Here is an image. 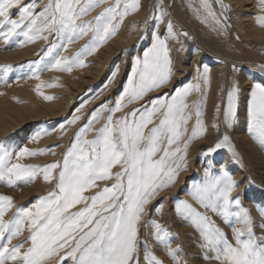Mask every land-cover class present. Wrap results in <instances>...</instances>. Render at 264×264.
<instances>
[{"label": "snow or ice", "instance_id": "snow-or-ice-1", "mask_svg": "<svg viewBox=\"0 0 264 264\" xmlns=\"http://www.w3.org/2000/svg\"><path fill=\"white\" fill-rule=\"evenodd\" d=\"M258 2L264 12V0ZM200 3L214 23L223 27L209 0H200ZM215 3L223 14L227 6L222 0ZM140 7V0H47L37 11V0L27 3L0 0V39L7 44L14 36H23L20 42L23 45L37 39L48 41L54 36L57 42L50 43L38 55L41 59L47 58L44 64L47 70L71 71L73 67L85 66V57L93 55L116 35L124 18ZM155 7L157 14L152 19L157 21L158 27L167 13L159 4ZM96 8L101 10L90 19H84ZM13 10H16V19L12 18ZM256 21L264 27V15L256 17ZM181 34L191 39L188 33ZM176 35L171 21L167 23L164 37L157 31L150 32L151 44L142 57H132L131 71L114 104L102 103L92 111L87 122L74 132L62 161L43 166L21 162L45 151L55 155L54 147L59 145L39 151L28 147L0 149V182L9 187L19 183L27 185L42 175L46 183H54L53 190L39 196L28 207L17 206L12 197L0 195V264H49L54 257L58 258L57 264H63L66 259H71L72 264H141V220L160 192L172 187L181 171L187 170L192 141L204 137L203 106L207 100L210 69L205 66L201 71L197 67L194 82L176 87L171 94L140 103L118 118L114 119V114L171 84L177 70L167 41ZM85 36L88 40L79 49L71 55H63L70 44ZM146 38L140 37L141 40ZM0 67L4 71L11 68L10 65ZM261 68L264 70V65ZM119 72L117 66L109 84L116 80ZM33 76L39 79L36 71ZM39 88L37 85V90ZM193 93H198L199 98L190 106L188 98ZM240 96L241 88L234 81L223 107V124L229 129L237 120ZM45 99L53 97L45 96ZM82 109L83 105L77 113ZM220 110L217 104L216 111ZM193 115L195 123L189 129ZM80 119L76 114L66 123L74 125ZM101 119L103 123L94 130L92 138H88L93 125ZM247 121L249 134L264 147V81L251 85ZM65 127L61 124L60 131ZM47 134L40 130L31 139L35 141ZM223 148H227L233 159H238L226 132L204 154ZM204 176V181L193 184L188 193L191 203L177 200L175 204L176 214L199 233L200 248L205 250L203 259L216 264H264V228L262 234L257 235L250 209L243 206L239 195H233L239 187L238 181L223 166L218 175L205 169ZM98 181L111 183L101 188ZM92 189L98 190L91 196L84 195ZM9 210H13L12 215L5 219ZM208 213L220 217L231 227V238ZM261 215L264 216V210ZM151 228V236L158 244L165 245L172 264H185L178 255L181 249L167 246L168 229L155 220L151 221ZM25 231L28 235L13 244ZM150 247L144 243V264H164Z\"/></svg>", "mask_w": 264, "mask_h": 264}, {"label": "rangeland", "instance_id": "rangeland-1", "mask_svg": "<svg viewBox=\"0 0 264 264\" xmlns=\"http://www.w3.org/2000/svg\"><path fill=\"white\" fill-rule=\"evenodd\" d=\"M41 1L43 2V0ZM41 1L39 4L40 8L43 7V5L47 2V0H44L43 3ZM140 2H141L140 5L142 4L140 7L142 16H140L141 19L139 18V22H137L134 25L136 26L138 24L136 26L137 29L136 27H134L135 37L133 41L130 43L129 46L123 47L118 52L117 56L114 57L113 60H111L109 64L106 65L105 73H103L100 79L98 80V82L94 84L95 86L94 85L87 86L84 89V92L79 94L77 97L71 100L69 99V101L66 99V101L68 102V104H66L67 108L65 109L66 113H63V115H61L57 119H51L50 121L45 119L46 120L45 121L44 118H42L36 121L34 124L32 123L29 126H26V127L20 126L14 129L15 131L11 130L10 132L5 133V134L0 133V149L9 148V149L18 150L19 147H28L29 149L39 151L41 149H48L52 146L59 145L58 147H54L55 155H52L51 152L49 151H45L43 154H38L35 156L27 157L21 162L25 164L43 166L53 161H62V156L65 152V149L73 141L74 132L77 131L79 126L87 122V117L88 118L90 117L92 110H95L98 108V107L92 108L94 104L91 105V107H90V104L96 102V104L101 105L102 103H105L104 101L106 99H109L111 95L113 94L112 93L113 88L116 86L114 84L115 82H112L109 85V81H107L108 79H110L111 74L113 72L112 67L116 65L120 67V70H123V71L126 70L132 57H134L133 56L134 51L140 52L143 48L150 45L151 39H150L149 33L151 31H157L159 34H161V32L162 31L164 32L165 30L163 29V27L166 28L168 21H171L174 31L177 33V35L173 39L174 41L171 44H169L168 48H170V50L171 49L173 50L174 48L175 50V51L173 50L174 52L171 50L170 55L174 60L173 61L174 67L176 68L177 70L176 72L178 74L175 73V75L172 78L173 81L171 82V85L167 86V88L165 87L166 90L163 92V94L165 93L171 94L176 87H180L184 83H188L189 80L194 82L193 77H195L196 75L197 67L201 69V67L207 62L211 64L210 67L214 69L213 71L216 72V75L218 76V79H219L218 81L219 83L217 82V87L219 90V104H220L221 110L220 112H217L216 110L213 109L214 114L206 116L209 119V120L207 119L208 125H210L211 123L210 129L204 134V137H203L204 139L200 138V140L197 139L196 141L191 143L193 145H190L191 150L189 147V150H188L189 153L187 154L189 156V157L187 156V170L186 172L179 174V178H181V180L178 178L179 181L178 180L176 181V184L172 186V189H170L171 187H169L166 190L161 191V193L155 198V200L152 201L153 203L151 202V204L148 206V211L140 223V236H139V239L141 241L140 261H141V264H144V260H143L144 243H147L148 245L151 246L150 251L158 259L163 260L164 264H172L171 258L166 255L167 251L165 249L166 248L165 245L158 244L151 236V232H152L151 221L155 220L159 223L162 222L163 223L162 225H164L168 229L170 233V235L167 237L168 244L172 248H176L177 246L178 248L181 249L178 255L181 256L180 258H182L185 264H216L215 261L203 259V256L205 255V250L200 248L201 240H200L199 233L195 229H193L192 226L188 222H186L182 217L176 214L175 204L177 200H189V202L191 203L192 201L190 200V197L188 195V193L190 192L189 190L190 186L192 187L193 184L202 183L204 181L205 169H209L213 175H218L221 166H223L227 171H229V173L234 178H236L237 181L239 180L238 183H240L239 184L240 187H238L237 192L233 193V195L234 196L239 195L243 206L250 209L253 219L256 222V229H255L256 233L257 235L262 234L261 229L264 228V216L261 215V210H264V207H263L264 206V179L259 174L258 168L260 164L255 162V159L251 156L250 152H248L245 149L244 145H242L239 139L240 138L246 139L247 142L251 144L252 147H254L255 152L258 154V156L260 157L263 163L261 165L264 166V147H261V145L256 140H254L252 136L249 134L248 121L246 118L247 117L246 100L248 99L249 93L251 91L250 86L252 85V83L256 82V80L257 82L260 80L264 81V70H262L261 68V66L264 65V42L259 43V42L251 41V40L248 41L242 38V36L236 29L235 21L232 15V10L227 0H222V3L227 6V9L223 12V14L221 13L219 4L215 3V0H209V3L212 4V10L216 13L217 18L221 20V23L224 25L223 27L215 24L212 17L208 16L207 12L203 8H201L200 0H141ZM155 4L156 5L159 4L162 10L167 13V15L158 22V27H157V21L152 19V17H154L157 14V9L155 7L156 6ZM189 5H191V7H189ZM143 7H144V10H143ZM100 10H101L100 8L94 9L93 12L89 13V15L87 17H84V19H90L93 15H95ZM225 17H227V19H225ZM150 19L151 21H149ZM205 19H206V22H204ZM145 28L147 29L149 28L148 31H142V29H145ZM181 33H188V36H190L191 39L182 35ZM144 35L145 36L147 35L148 38L141 40L140 37ZM20 37L21 36H14L11 40H9L7 44H5V42L2 39H0V53H5L8 51L14 50V47H16L15 45L20 44L18 43V41H20ZM52 38L50 36L48 41H44L42 46L39 47V50H37L34 58L28 62L26 61V62H21V63L16 64L15 62H12V61H8V60L5 61V59L0 60V66H3V65L11 66L10 70L8 71H4L3 68L0 67V103H3L4 108L8 107L7 112L9 113L13 112V110L11 111L9 107L14 108V110L20 109L21 106L19 107L14 104L15 101H17L18 104H21L20 101H22L20 100V94L16 96V93L20 91L24 92V90L26 89L25 87L31 84H28L26 86H22V85L26 84V82L32 79H36L35 76H33L34 71H36V74L39 76V78L43 77L49 71L44 67V64L47 63V58L41 59V56L38 54H41L42 50L48 47L50 43L57 42L56 37L52 36ZM83 38L85 39L82 40V42L78 46L73 47L71 52L68 53L67 52L68 50H67L66 52L63 53V55H71L75 50L79 49L88 40V36H85ZM174 43H176L177 45L176 44L174 45ZM181 45H183V48H181ZM130 47L132 50L130 49ZM177 47L179 48L177 49ZM124 48H125V51H124ZM227 57L230 59H228ZM38 60L40 61V63L39 64L35 63ZM234 66L236 69L235 71H234ZM189 67L191 69H189ZM217 68L221 69L222 71L219 69L217 70ZM66 72L68 71H61V73H66ZM188 73L189 74L191 73V74L189 75ZM250 74H252L253 76ZM234 81L238 83L239 87L242 90L241 96H240V99L242 101L240 100V103H239V108H238L239 115L237 117V120L233 124V127L229 129L223 124V107L226 103L227 92L230 89ZM241 82L245 86H243ZM249 82L251 83V85ZM106 84L108 85L107 86L108 89L107 87H105ZM111 84L113 85L111 86ZM65 88L67 89L68 92L71 91V88L69 86H66ZM22 94H23V97L26 95V93H22ZM61 98L63 99L64 95L61 96ZM198 98H199V94L193 93L188 98V104L191 106ZM24 100H27V98ZM27 104L34 106L29 103ZM82 105H83L82 111L80 113H77V109H80ZM36 113L38 112L36 111ZM76 114H79L81 116V119L77 122L80 125L78 124L67 125L66 124L67 120L72 119V117ZM245 118H246V121H245ZM212 122L213 124H216L217 127H213ZM101 123H103V119H101L99 123L93 125V128H94L93 132H90L88 134V138H92L94 134V130L96 128H99ZM194 123H195V116L193 115V118L188 123V127L191 125H194ZM61 124H65L67 126L65 127L66 130L64 131L68 133L67 134L68 139L61 138L60 140H58V142L50 144V145L48 143L47 144L43 143L44 145L42 144L35 145V142L31 139V137L34 134L33 131L37 132L40 130H46L49 127L56 128L57 125H61ZM69 129H71V131H69ZM225 132L229 135L232 145L235 148L236 152L238 153V159H233L231 153L228 152L227 148L219 149L217 150V152L210 154V155H205L204 153L206 152L207 148L214 145V143L223 134H225ZM193 148L196 150H194ZM243 149H245L246 151ZM191 155L193 156V158L191 157ZM256 160L257 162H259L257 158ZM226 162H228L229 164ZM231 165H232V168H231ZM116 170L117 169H113V171H116ZM187 173L189 176L187 175ZM234 173L236 177L234 176ZM97 183L102 188L105 185V183H111V181H108V182L98 181ZM53 188H54V183H46L43 180L42 175H38L34 181H32L31 183L27 185L23 183H19L15 186L9 187L4 182H0V195H7V196L12 197L14 204L17 206L22 205V206L28 207V206H31V204L35 203L36 199L39 196L46 194L47 192L53 190ZM97 190L98 189L89 190L85 192L84 195L91 196ZM171 203L172 204L174 203L173 205L174 208L172 207ZM164 205L165 207H163ZM157 210L160 214L162 213L163 215L161 214L160 216V214L155 213V211L157 212ZM200 210L203 211V209H200ZM12 211L13 210H9V212L5 216V219H8L12 215ZM153 214H156V215H153ZM208 214L212 216V219L216 221L217 225H219L227 233L229 238H231L232 236L231 227L228 226L220 217L212 213H208ZM164 218H166L167 221H165L166 219ZM175 228L177 229L179 228V230H176ZM27 235L28 233L25 231L20 237L13 240L12 243L16 244L20 242ZM176 240H177V243H176ZM184 240H187V242ZM174 244L176 246H174ZM24 246L25 248H27L28 244L26 243ZM61 255H63V253H61ZM57 261H58V258L54 257L52 260L49 261V264H57ZM63 264H72V260L66 259L63 262Z\"/></svg>", "mask_w": 264, "mask_h": 264}, {"label": "bare ground", "instance_id": "bare-ground-1", "mask_svg": "<svg viewBox=\"0 0 264 264\" xmlns=\"http://www.w3.org/2000/svg\"><path fill=\"white\" fill-rule=\"evenodd\" d=\"M37 11H39L40 7V1L41 0H37ZM141 1V0H140ZM230 4L231 10H232V15L235 21V25H236V29L237 31L240 33V35L242 36V38L246 39V40H251V41H256V42H264V27L260 26L257 21H256V17L260 16V15H264V12L261 11V8L259 6V2L257 0H227ZM25 3L28 2V0H24ZM42 2V1H41ZM44 2V0H43ZM42 2V3H43ZM150 2V1H149ZM162 2V1H161ZM141 3V2H140ZM142 5V4H141ZM145 5V4H144ZM148 5V4H146ZM152 5V4H151ZM150 5V6H151ZM156 5V4H155ZM152 7V6H151ZM144 10V7H143ZM142 10V11H143ZM146 10V9H145ZM152 10V9H151ZM156 14V13H155ZM144 15V14H143ZM141 15V10L139 8L138 11H136L135 13H130L129 15H127L124 18L123 23L121 24L120 28L118 29L116 35L112 36L111 38H109L104 44H102L97 51L91 55V56H86L85 57V66L83 67H73L71 71H68L66 73H61V71H56V70H49L43 77L39 78V79H32L28 82H26V84H23L22 86H26L24 92H18L16 93V96L18 94H20V103L22 104H18L17 101L14 102L15 105L17 106H21L19 110H14V108L9 107L10 110L13 112H7L8 111V107L4 108L3 103H0V133H8L11 130L16 129L17 127L20 126H29L32 123L34 124L36 121L44 118V120H51V119H57L59 118L61 115H63V113L65 112V109L67 108L66 104H68V102L66 101V99L69 101V99H73L75 97H77L79 94H81L82 92H84V89L87 86L90 85H94L95 83L98 82V80L100 79V77L102 76L103 73H105L106 70V65L109 64V62L111 60H113L114 57L117 56L118 52L125 46H129L130 43L133 41L134 37H135V28L136 26H134L137 22H139V18ZM165 17V16H164ZM13 19L17 18V13L16 10H13V15H12ZM141 19V18H140ZM165 19V18H164ZM151 21V19L149 20ZM153 21V20H152ZM156 23V22H155ZM162 24V23H161ZM166 25V24H165ZM142 26V25H141ZM154 26V25H153ZM164 26V25H163ZM155 27V26H154ZM160 27V26H159ZM137 29V27H136ZM149 29V28H148ZM164 32H161V37H164L165 35H167V27L164 28L163 27ZM151 31V30H150ZM137 32V31H136ZM150 34V33H149ZM145 36V35H144ZM147 36V35H146ZM140 37V36H139ZM52 38V36H51ZM24 39L23 36L20 37V41H18V43H20L22 40ZM54 39V38H52ZM85 38H82L80 40H77L75 43L70 44L68 46V53L72 51L73 47L78 46L82 40H84ZM137 39V38H136ZM139 39V38H138ZM147 39V38H146ZM174 39V38H173ZM173 39H169L167 41V44L169 46V44H171L174 40ZM45 40H41V39H37L36 41L32 42V43H24L23 45L20 44H16L14 47V50L12 51H8L5 53H0V60H8V61H12L15 62L16 64L21 63V62H28L31 59L34 58V56L36 55L37 50H39V47L42 46V44L44 43ZM51 41V40H50ZM145 44V43H144ZM151 44V42H150ZM176 43H174L175 45ZM138 45V44H137ZM173 45V44H172ZM171 45V46H172ZM177 45V44H176ZM150 45H148L147 47L143 48L140 52H136L134 51L133 56H141L143 55V52L149 47ZM137 47V46H135ZM179 47H177L178 49ZM131 49V47H130ZM170 49V48H169ZM132 50V49H131ZM137 50V49H135ZM172 50V49H171ZM170 50V51H171ZM174 50V48H173ZM172 50V51H173ZM125 51V48H124ZM127 51V50H126ZM175 51V50H174ZM173 51V52H174ZM171 53V52H170ZM120 55V54H119ZM212 55V54H211ZM210 55V56H211ZM215 55V54H214ZM199 56V55H197ZM213 56V55H212ZM224 57V56H222ZM177 58V56H176ZM199 58V57H197ZM228 58V57H227ZM226 58V59H227ZM173 59V58H172ZM196 59V58H195ZM206 59V58H205ZM230 59V58H228ZM240 59V58H239ZM124 60V59H123ZM4 61V62H5ZM7 61V62H8ZM174 61V60H173ZM188 61V60H186ZM207 61V60H206ZM228 61V60H227ZM126 62V61H125ZM178 62V60H177ZM202 62V61H201ZM233 62V61H232ZM242 62V61H241ZM245 62V61H244ZM248 62V61H247ZM188 63V62H187ZM205 63V62H204ZM251 63V62H249ZM113 64V63H112ZM128 64V63H126ZM190 64V63H189ZM188 64V65H189ZM246 64V63H245ZM254 64V63H253ZM252 64V65H253ZM196 65V63H195ZM249 65V64H248ZM247 65V66H248ZM190 66V65H189ZM207 66L210 69V80H209V85L207 88V100L206 103L203 106V120H204V124H205V133L210 129V125H208L207 123V115H213V109L216 110V105L219 104V90L217 87V82L219 81L218 76L216 75V72H214L210 66L211 64L209 63H205L202 67H201V71L203 70V68ZM225 66V65H224ZM236 66V65H235ZM239 66V65H237ZM242 66V65H241ZM244 66V65H243ZM255 66V65H254ZM117 66L115 65L114 67H112V71L115 70ZM249 67V66H248ZM185 68V67H184ZM196 68V67H195ZM181 69V68H180ZM186 69V68H185ZM189 69H191L189 67ZM219 68H217L218 70ZM221 70V69H219ZM131 71V61L128 64L126 70H120L119 74L116 77V80L114 81L115 85L118 87H114L113 91H112V95L109 99H106L104 102L108 103L109 106H112L114 104V101L116 100V98L119 96L120 92L123 89V84L124 82H126L127 80V74ZM193 71V70H192ZM191 71V72H192ZM222 71V70H221ZM245 71V70H244ZM246 72V71H245ZM249 72V71H247ZM108 73V72H107ZM177 73V72H176ZM194 73V72H193ZM218 73V72H217ZM251 73V72H250ZM178 74V73H177ZM189 74V73H188ZM191 74V73H190ZM189 74V75H190ZM195 74V73H194ZM248 74V73H247ZM220 75V74H219ZM252 75V74H250ZM179 76V75H178ZM253 76V75H252ZM176 77V76H175ZM193 77V76H192ZM179 78V77H178ZM184 78V77H183ZM182 78V79H183ZM194 78V77H193ZM261 78V77H260ZM259 78V79H260ZM252 79V78H250ZM257 79V78H256ZM175 80V79H174ZM181 80V79H180ZM109 81V79L107 80ZM173 81V80H172ZM191 80H189L190 82ZM255 81V80H254ZM261 81V80H260ZM39 82V83H37ZM192 82V81H191ZM245 82V81H244ZM248 82V81H247ZM257 82V80H256ZM219 83V82H218ZM242 83V82H241ZM250 83V82H249ZM35 84V85H34ZM49 84H55L56 86L53 87H49ZM248 84V83H247ZM246 84V85H247ZM37 85H40L39 90H37ZM110 85V84H109ZM113 84H111L112 86ZM171 85V84H170ZM219 85V84H218ZM243 85V83H242ZM251 85V83H250ZM249 85V86H250ZM66 86H69L71 88V91L68 92L67 89L65 88ZM95 86V85H94ZM173 86V85H172ZM245 86V85H243ZM92 87V86H91ZM110 87V86H109ZM248 87V86H246ZM251 87V86H250ZM20 88V87H19ZM111 88V87H110ZM167 88V87H166ZM245 88V87H244ZM91 89V88H90ZM105 89V87H104ZM108 89V87H107ZM16 90V89H15ZM13 90V91H15ZM165 88H162L158 91L155 92H151L149 93L144 101H138L136 104H130L128 105L127 108H125L122 112H117L114 114V119L118 118L122 115H124V113L130 111L132 108L139 106L140 103H146L148 100L155 98V96H159L161 94H163V92L165 91ZM171 90V89H170ZM248 90V89H247ZM90 91V90H89ZM242 91V90H241ZM109 92V90H108ZM245 92V91H244ZM22 93H26V95L23 97ZM86 93V92H85ZM84 94V93H83ZM90 94V93H89ZM170 94V93H169ZM64 95V98L62 99L61 96ZM244 95V94H243ZM45 96H51L53 97V99L51 100H47L45 99ZM104 96V95H103ZM245 96V95H244ZM27 100H24L26 99ZM243 98V97H242ZM245 98V97H244ZM29 99V101H28ZM76 100V99H75ZM241 100V99H240ZM82 101V100H81ZM242 101V100H241ZM247 102V100H246ZM32 104L34 106L28 105ZM25 104V105H24ZM94 106L92 108H97L99 107L100 104H96V102L90 104ZM96 104V105H95ZM245 104V103H244ZM247 104V103H246ZM245 104V105H246ZM89 105V104H88ZM87 105V107H88ZM220 105V104H219ZM31 106V107H30ZM241 106V104H240ZM243 106V105H242ZM212 107V109H211ZM247 107V105H246ZM243 108V107H242ZM87 109V108H85ZM247 109V108H246ZM36 111L38 113H36ZM93 111V110H92ZM241 111V110H240ZM244 111V110H243ZM36 113V114H35ZM216 113V111H215ZM86 114V113H85ZM246 114V112H245ZM106 115V113H105ZM239 115V114H238ZM85 116V115H84ZM218 116V115H217ZM88 118V117H87ZM212 118V117H211ZM247 118V117H246ZM245 118V121H246ZM83 119V117H82ZM45 120V121H46ZM209 120V119H208ZM210 122V121H209ZM80 123V122H79ZM244 123V122H243ZM67 124V123H66ZM78 124V123H77ZM213 124V122H212ZM42 125V124H40ZM45 125V124H43ZM80 125V124H78ZM193 125L189 126V129H191ZM240 126V125H239ZM67 127V126H66ZM100 127V126H99ZM242 127V126H241ZM44 128V127H42ZM76 128V127H75ZM96 128V127H95ZM243 128V127H242ZM94 129V128H93ZM66 130V129H64ZM15 131V130H14ZM48 134L47 135H42L40 136L37 140H35V145H44L45 144H53L58 142V140H60L61 138L66 139L67 138V134L65 131L61 132L60 131V125H57L56 128H48L45 130ZM69 131H71V129H69ZM35 134V131H33ZM210 132V131H209ZM241 132V131H240ZM2 134V135H3ZM33 134V135H34ZM70 134V133H69ZM248 134V133H247ZM245 135V134H244ZM72 136V135H71ZM240 136V135H239ZM247 136V135H246ZM68 139V138H67ZM70 139V138H69ZM204 139V138H203ZM72 140V138H71ZM200 140V139H199ZM211 140V139H210ZM66 141V140H65ZM69 141V140H68ZM196 141V140H194ZM192 141V143L194 142ZM239 141L242 143V145H244L245 149L250 152L251 156L255 159V162L260 164L259 166V174L261 175V177L264 179V166H262L261 164L262 161L260 159V157L258 156V154L255 152L254 147L251 146V144H249L247 142L246 139L244 138H240ZM202 142V141H201ZM237 143V142H236ZM67 144V142H66ZM193 145V144H191ZM190 147V146H189ZM37 148V147H36ZM196 148V146H195ZM194 149V148H193ZM240 149V147H239ZM243 149V150H245ZM191 150V147H190ZM196 150V149H194ZM245 150V151H246ZM191 152V151H190ZM189 153V152H188ZM196 153V152H195ZM246 153V152H245ZM190 155V154H189ZM188 156V155H187ZM261 156V155H260ZM189 157V156H188ZM191 157L193 158V156L191 155ZM247 158V157H246ZM256 158L259 160V162H257ZM227 160V158H226ZM194 161V160H193ZM192 161V162H193ZM225 161V160H224ZM223 161V162H224ZM229 162V161H228ZM226 162V163H228ZM222 163V162H221ZM225 163V165H226ZM229 164V163H228ZM191 168V167H190ZM200 168V167H199ZM219 168V167H218ZM232 168V165H231ZM189 169V168H188ZM198 169V168H197ZM200 170V169H199ZM219 170V169H218ZM233 170V169H232ZM236 170V169H235ZM190 171V170H189ZM251 171V170H250ZM186 172V171H181V173ZM198 172V171H197ZM229 172V171H228ZM240 172V171H239ZM238 173V172H237ZM254 173V172H253ZM188 175V173H187ZM189 176V175H188ZM234 176L236 177L235 173ZM191 177V176H190ZM187 178V177H186ZM234 178V177H233ZM240 178V177H239ZM259 178V177H258ZM181 180V178H179ZM236 179V178H234ZM244 180V179H243ZM257 180V178H256ZM179 181V180H178ZM184 181V180H183ZM239 181V180H238ZM247 183V182H246ZM256 183V182H255ZM176 184V183H175ZM240 184V183H239ZM192 185V184H190ZM189 187V186H187ZM240 187V186H239ZM242 188V186H241ZM172 189V187L170 188ZM166 190V189H165ZM189 190H191V186L189 188ZM169 191V190H168ZM161 193V192H160ZM256 195V194H255ZM169 197V196H168ZM257 197V196H256ZM174 198V197H173ZM162 199V198H161ZM160 199V200H161ZM165 200V199H164ZM163 200V201H164ZM191 200V199H190ZM166 202V201H165ZM153 203V202H152ZM164 203V202H163ZM155 204V203H154ZM165 204V203H164ZM172 207L174 208V203L172 204ZM167 206V205H166ZM165 207V205L163 206ZM171 207V206H170ZM264 207V206H263ZM167 209V207H166ZM165 209V210H166ZM254 209V208H253ZM172 211V210H171ZM154 212V211H153ZM152 213V212H151ZM155 213H158L155 211ZM166 213V212H165ZM173 213V212H172ZM157 214V216H158ZM162 214V213H161ZM160 214V216H161ZM156 215V214H153ZM163 215V214H162ZM152 216V215H151ZM174 216V214H173ZM164 217V216H163ZM167 217V215H166ZM154 218V217H153ZM161 219V218H160ZM166 219V218H164ZM163 220V219H162ZM161 221V220H160ZM167 221V219L165 220ZM164 221V222H165ZM161 224H163L161 222ZM176 224V223H175ZM179 227V226H178ZM187 228V227H186ZM176 230H179V228H175ZM182 229V228H181ZM188 230V229H187ZM183 232V231H182ZM180 234V233H178ZM172 235V233H171ZM186 235V234H185ZM181 236V235H180ZM190 236V235H189ZM191 237V236H190ZM190 239V238H189ZM188 239V240H189ZM182 241V240H181ZM187 242V240H184ZM183 241V242H184ZM173 242V240H172ZM182 242V243H183ZM177 243V240H176ZM179 244V242H178ZM189 244V243H188ZM163 245V244H162ZM168 247H171L169 244L167 245ZM174 246H176L174 244ZM177 248V246H176ZM166 249V248H165ZM187 249V248H186ZM189 249V248H188ZM192 249V248H191ZM163 250V249H162ZM190 250V249H189ZM194 250V249H193ZM188 251V250H187ZM166 252V251H165ZM167 253V252H166ZM180 253V252H179ZM191 253V252H190ZM165 254V253H163ZM195 254V253H194ZM193 254V255H194ZM167 255V254H166ZM192 255V256H193ZM197 255V254H196ZM164 256V255H163ZM168 256V255H167ZM198 256V255H197ZM200 256V255H199ZM165 257V256H164ZM181 257V256H180ZM201 258V257H200ZM182 259V258H181ZM170 261V260H169ZM194 262V261H193ZM197 263V262H196Z\"/></svg>", "mask_w": 264, "mask_h": 264}]
</instances>
